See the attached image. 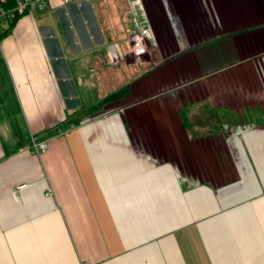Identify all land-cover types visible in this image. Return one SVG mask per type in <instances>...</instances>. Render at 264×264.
I'll return each mask as SVG.
<instances>
[{
	"label": "crops",
	"instance_id": "obj_1",
	"mask_svg": "<svg viewBox=\"0 0 264 264\" xmlns=\"http://www.w3.org/2000/svg\"><path fill=\"white\" fill-rule=\"evenodd\" d=\"M0 264H264V0L21 14L0 36Z\"/></svg>",
	"mask_w": 264,
	"mask_h": 264
},
{
	"label": "built area",
	"instance_id": "obj_2",
	"mask_svg": "<svg viewBox=\"0 0 264 264\" xmlns=\"http://www.w3.org/2000/svg\"><path fill=\"white\" fill-rule=\"evenodd\" d=\"M5 0H0V36L4 28L3 20L8 19L13 16L14 12L20 13L23 12L25 9L30 10L33 7L43 8L48 0H14V5L11 8H3L1 3ZM63 3H67L70 0H60ZM127 41L129 44V52L130 55L134 59H139L142 55H144L147 51V41L144 35L142 34L140 27L136 20L132 21V29L127 34ZM111 55L115 58L114 51L111 50ZM59 133L62 131L59 130ZM29 147L31 152L38 156L45 152L47 143L45 140H40L36 136H30L29 139ZM26 187L25 183L18 184L16 189L20 190ZM48 194V193H46Z\"/></svg>",
	"mask_w": 264,
	"mask_h": 264
},
{
	"label": "trees",
	"instance_id": "obj_3",
	"mask_svg": "<svg viewBox=\"0 0 264 264\" xmlns=\"http://www.w3.org/2000/svg\"><path fill=\"white\" fill-rule=\"evenodd\" d=\"M14 5V0H5L3 3H1V6L3 8H11L12 6ZM24 12H26V9L23 11V12H20V13H16L14 12L13 16L8 18V19H4L3 22H4V28H3V31L1 33V35H3L4 33H6L8 31V29L11 27V25L14 23V21L21 15L23 14ZM123 92V91H121ZM119 95V93H112L110 94L109 96H115L117 97Z\"/></svg>",
	"mask_w": 264,
	"mask_h": 264
},
{
	"label": "rangeland",
	"instance_id": "obj_4",
	"mask_svg": "<svg viewBox=\"0 0 264 264\" xmlns=\"http://www.w3.org/2000/svg\"><path fill=\"white\" fill-rule=\"evenodd\" d=\"M131 29H132V26L130 27ZM129 28V29H130ZM130 29V30H131ZM128 34V33H127ZM127 37V36H126ZM126 40H127V38H126ZM146 41H147V39H146ZM128 42V41H127ZM147 47H146V49H147V51H146V53L144 54V55H142L139 59H134L131 55H130V52H129V56H128V58L132 61H134V62H136L137 64H138V66H137V70L139 71V70H141V69H143L144 67H146V65L148 64L149 65V63H148V59L151 61L152 59H150L149 57H148V52L150 51V45H149V43H148V41H147ZM166 46L167 48H169L168 47V45L165 43V44H161V46L163 47V46ZM128 50H129V44H128Z\"/></svg>",
	"mask_w": 264,
	"mask_h": 264
}]
</instances>
